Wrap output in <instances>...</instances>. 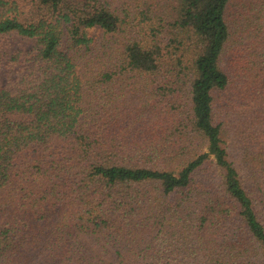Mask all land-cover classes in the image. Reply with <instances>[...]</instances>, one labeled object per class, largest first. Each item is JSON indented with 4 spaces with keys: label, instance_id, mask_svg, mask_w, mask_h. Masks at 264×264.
Returning a JSON list of instances; mask_svg holds the SVG:
<instances>
[{
    "label": "trees",
    "instance_id": "16d2710c",
    "mask_svg": "<svg viewBox=\"0 0 264 264\" xmlns=\"http://www.w3.org/2000/svg\"><path fill=\"white\" fill-rule=\"evenodd\" d=\"M0 264H264V0H0Z\"/></svg>",
    "mask_w": 264,
    "mask_h": 264
},
{
    "label": "rangeland",
    "instance_id": "374dc122",
    "mask_svg": "<svg viewBox=\"0 0 264 264\" xmlns=\"http://www.w3.org/2000/svg\"><path fill=\"white\" fill-rule=\"evenodd\" d=\"M88 31H89L90 34H92V35L95 36V37L99 36L100 33H101V29H100L99 27H92V28H89ZM27 45L30 47V43L27 44ZM84 241H85L87 244H89L90 248H91L93 251L98 252V248H97L95 245L90 244V241H89L88 239L84 238Z\"/></svg>",
    "mask_w": 264,
    "mask_h": 264
}]
</instances>
